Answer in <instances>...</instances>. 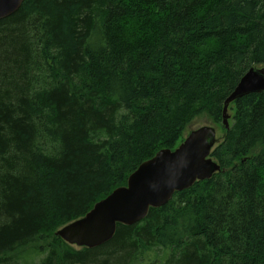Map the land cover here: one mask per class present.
Masks as SVG:
<instances>
[{
    "label": "trees",
    "instance_id": "trees-1",
    "mask_svg": "<svg viewBox=\"0 0 264 264\" xmlns=\"http://www.w3.org/2000/svg\"><path fill=\"white\" fill-rule=\"evenodd\" d=\"M253 67L264 0H24L0 20V264H264V92L222 126ZM201 116L221 172L95 249L55 236Z\"/></svg>",
    "mask_w": 264,
    "mask_h": 264
},
{
    "label": "water",
    "instance_id": "water-1",
    "mask_svg": "<svg viewBox=\"0 0 264 264\" xmlns=\"http://www.w3.org/2000/svg\"><path fill=\"white\" fill-rule=\"evenodd\" d=\"M23 1L0 0V20L15 14ZM263 92L264 69H249L223 103L222 124L225 129L229 128L228 108L232 103L244 96ZM216 142V129L212 126L189 132L175 150H161L143 162L128 177L124 187L117 188L96 203L83 218L59 229L55 236L79 249H95L108 243L117 225L138 224L147 217L150 209L167 205L175 193L221 172L210 157Z\"/></svg>",
    "mask_w": 264,
    "mask_h": 264
},
{
    "label": "rangeland",
    "instance_id": "rangeland-1",
    "mask_svg": "<svg viewBox=\"0 0 264 264\" xmlns=\"http://www.w3.org/2000/svg\"><path fill=\"white\" fill-rule=\"evenodd\" d=\"M230 118H229V124H230V120H231V112L229 111L228 112ZM203 126H212L216 129V138H217V143H220L222 140H223V137H224V131L219 127V126H215L211 123V121L209 120L208 117L206 116H201V117H197L196 119H194L189 125L188 127L186 128L185 130V133L183 134L182 136V142L184 141V139L187 137V135L189 134V132L197 129V128H200V127H203ZM180 145V144H179ZM52 240V238H51ZM49 243L46 241V242H43V243H40L38 246L39 247H44V246H47ZM69 246V245H68ZM71 247V246H70ZM75 250H79V248H76V247H73ZM22 251L21 252H18V254L23 253V260H20L21 261V264H37L38 261L42 258V256H39V255H28V254H33V252L31 251V249L29 248H24V249H21ZM26 254L28 256H26ZM13 254H10V255H6L5 257H12ZM26 256V257H25ZM162 255L161 254H158V257H161ZM142 264H148V263H142Z\"/></svg>",
    "mask_w": 264,
    "mask_h": 264
},
{
    "label": "bare ground",
    "instance_id": "bare-ground-1",
    "mask_svg": "<svg viewBox=\"0 0 264 264\" xmlns=\"http://www.w3.org/2000/svg\"><path fill=\"white\" fill-rule=\"evenodd\" d=\"M253 68H255V67H253ZM257 69H264V68H257ZM236 86H237V85H236ZM234 89H235V88H234ZM229 96H230V95H229ZM229 96H228V97H229ZM228 97H227V98H228ZM227 98H226V99H227ZM226 99H225V100H226ZM225 100H224V101H225ZM229 107H230V106H229ZM228 112H229V108H228ZM228 122H229V121H228ZM222 126H223V124H222ZM223 127H224V126H223ZM229 128H230V125H229ZM229 128H228V129H225V127H224L225 130H229ZM216 139H217V138H216ZM216 143H217V142H216ZM213 148H214V147H213ZM175 149H176V148H175ZM175 149H174V150H175ZM115 190H116V189H115ZM58 238H59V237H58Z\"/></svg>",
    "mask_w": 264,
    "mask_h": 264
}]
</instances>
